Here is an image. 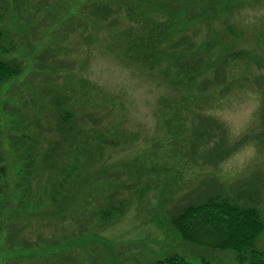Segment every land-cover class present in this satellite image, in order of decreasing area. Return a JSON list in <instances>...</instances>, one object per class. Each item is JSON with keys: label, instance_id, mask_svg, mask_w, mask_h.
<instances>
[{"label": "rangeland", "instance_id": "374dc122", "mask_svg": "<svg viewBox=\"0 0 264 264\" xmlns=\"http://www.w3.org/2000/svg\"><path fill=\"white\" fill-rule=\"evenodd\" d=\"M113 1L122 7L103 27L72 17L85 0H0V58L22 68L0 85V264H236L230 249L183 241L169 219L215 193L264 220V1L214 3L211 15L184 3L179 29L163 11L177 1ZM147 32L162 34L159 50L144 48L143 62L122 52ZM199 117L215 123L195 151ZM87 141L78 177L62 158ZM50 192L69 206L53 217L67 231L43 221ZM109 206L120 213L103 221ZM254 247L264 251V231Z\"/></svg>", "mask_w": 264, "mask_h": 264}, {"label": "trees", "instance_id": "16d2710c", "mask_svg": "<svg viewBox=\"0 0 264 264\" xmlns=\"http://www.w3.org/2000/svg\"><path fill=\"white\" fill-rule=\"evenodd\" d=\"M173 1L178 2V4L173 7V11L167 9L170 7V4H166V9H163V11H168L170 13V16L173 14L174 18H176L175 24L173 25L174 28H178L180 25L181 17L179 16L182 13V10L186 12L185 6H182L184 3H193L201 6L202 8L203 6H208L209 8L206 9L207 12L211 15L217 13V11L212 10V4L223 3L224 5H226V3L228 4V2H236V0H198L196 2L194 0ZM143 2L144 4H151L154 2L164 4L167 3L164 0H137V4H143ZM115 4L117 9L122 7L121 5H117V3H115L113 0H85V2L80 5L78 17H76L75 15L72 17L78 18V23L80 26H87L89 25V23L92 22V25L94 23V26H96V23H99L101 26L105 27L108 24V22L106 21L117 20V17L112 16L115 13L112 11L115 8ZM144 16H146V14H144ZM198 17L200 18V20H208V15ZM109 18L111 19L109 20ZM158 30H160V28H158ZM147 33L148 36L150 35L148 38H143L142 35L138 36L137 39L133 40L132 42H129L128 47L122 52H125L126 55L133 56L137 60L143 62V60L145 59L144 48H146L150 52L159 50L160 47L158 39H163L161 38L162 34L159 37V35L153 34L152 32ZM153 40L154 43L149 44V42H152ZM179 46V42H175L173 47L177 49ZM2 51L4 52L3 48H0V52ZM130 51L132 52L131 54L129 53ZM177 51H185V49H179L174 52ZM235 55L238 56L239 54L236 53L231 56ZM182 65H184V63H182V59H178L175 62L169 63V69L179 68ZM21 70V65L15 59L0 58V85L11 78L17 77L21 73ZM194 71L195 70H191V73H193ZM217 75H220V73ZM69 119V114L66 112L60 118V122L65 123ZM197 120L198 118L194 120L197 135L192 145L195 151L197 150V147L200 145V143L208 141L211 134L209 130L212 128V124L215 123L214 120L208 117H199V120ZM58 129L61 130L60 123L58 124ZM89 143L90 142L87 141V146L84 147V145L79 150H77V148L75 147L74 153H72L71 155L66 154L62 158V160L66 158L69 162L73 159V161L75 162L74 164H76V167H72V170L78 177L79 174H81L82 171L88 167L87 161L85 162V160L81 159L80 157L88 158V152L96 146L93 143ZM206 143L208 144V142ZM218 143L219 142H216L214 147ZM103 144L104 143L100 145V148ZM212 152L213 150L211 149L209 150V152H207L210 156V159L211 156L216 157L218 155V153L212 154ZM49 155L50 153L42 156L41 159L44 162L49 161L52 157L51 155L50 157H48ZM0 162H2L1 155ZM84 162L85 164L82 165ZM1 169H3V167L0 166V170ZM85 172H87V170H85ZM88 174H91V172H89ZM67 195H69L68 192H66V194L62 198L64 201H68ZM48 199L49 204L47 203V200L43 204L45 206L41 213L44 219L43 221H45V217H47L48 221L45 222L48 224L49 227H53L52 229L65 228V226L60 225V222H58L57 219L53 220V217L56 216V214L64 213V210L66 213H69L68 204L65 207L59 204L58 202L60 201L58 200L54 192H50V196H48ZM81 200L83 201L82 197H80V204H78L79 209L82 206ZM119 202L122 203V201L118 200L113 201L112 204H118ZM57 206H59L60 208L58 213L56 212ZM74 211L76 212V210ZM118 213L120 212L117 208L109 206L107 211L104 210V212H101V218L103 221L110 220L115 217ZM71 218H75V220L77 219L81 223L78 214L73 215L72 213ZM71 218H68V223L72 221ZM169 223L172 229L177 233V235H179V237L183 241L203 245L212 249H230L234 251L236 264H264V251H259L254 247L256 240L264 231V220L262 219L260 210L257 208V206L253 204H241L239 202L234 201L230 197L216 195L215 193L207 194L202 199H197L194 202H189L188 204L186 203L185 205L181 206L176 211V213L170 215ZM65 231H67V228H65ZM73 233H75V230L72 231V234ZM50 237L52 238L53 236L50 235ZM48 239L49 240H46L48 241L47 246H49V242H51V239L49 237ZM66 255V262L63 260L62 264H78L76 258H73L70 254ZM155 264L193 263L186 261L182 257L172 256L166 257L162 260H157Z\"/></svg>", "mask_w": 264, "mask_h": 264}]
</instances>
